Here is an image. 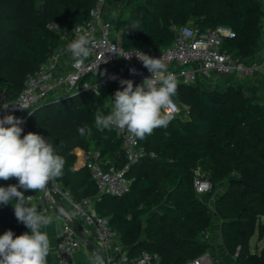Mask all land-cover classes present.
I'll use <instances>...</instances> for the list:
<instances>
[{"label": "trees", "instance_id": "16d2710c", "mask_svg": "<svg viewBox=\"0 0 264 264\" xmlns=\"http://www.w3.org/2000/svg\"><path fill=\"white\" fill-rule=\"evenodd\" d=\"M0 1L24 9L22 13L8 9L0 29V96L15 100L28 76L65 43L49 26L72 28L82 23L95 0H39L35 10L34 0ZM263 14L262 0H153L113 24L121 32L124 48L150 53L172 43L175 25H195L202 32L226 27L235 36L224 40L223 50L252 60L263 37ZM229 82L226 79L212 89L185 86L175 94L188 107L187 118L175 119L138 139L157 157L131 167L127 173L133 182L131 192L120 198L100 194L87 169L75 168L76 149L99 152L102 162L113 161L120 168L126 164L116 130L101 132L94 127L95 113L107 115L112 109L105 97L92 93L56 97L31 115V131L50 137L65 160L63 176L56 181L76 202L91 200L98 215L109 219L128 249L127 264H139L143 253L158 254V264H188L205 253L214 215L209 202L213 199L214 204L217 187L226 185L229 188L217 200L215 211L223 218L225 248L236 256L237 264H264V251H249L257 222L264 216V105ZM44 116L46 122L41 120ZM85 125L92 132L81 136L78 129ZM206 164L213 189L200 198L194 188V171ZM9 184L18 181L0 180V186ZM34 205L39 211L40 206ZM155 207L159 210L149 220L143 239L144 219ZM7 230L16 236L29 231L17 221L11 204L0 205V235ZM48 264H53L51 254Z\"/></svg>", "mask_w": 264, "mask_h": 264}, {"label": "built area", "instance_id": "2783aa9c", "mask_svg": "<svg viewBox=\"0 0 264 264\" xmlns=\"http://www.w3.org/2000/svg\"><path fill=\"white\" fill-rule=\"evenodd\" d=\"M264 5V0H262ZM110 0H95L89 10L88 17L82 23L69 28L52 24L49 28L55 31L64 41L63 47L49 57L46 64L33 75H29L24 89L15 100H6L0 96V117L11 114L22 118L21 125L28 131V123L33 112L48 100L57 97H71L79 93L95 94L91 87L97 84L100 96L106 98L108 92L114 93L123 90L121 80H132L135 85L141 84L151 73L145 68L138 57L144 54L154 58H161L167 66V71L177 79V90L185 86H200L212 89L219 84L218 80L230 77L237 81L264 76V56L245 60L223 50L226 38H233L235 34L226 27L202 32L195 25L173 26L174 39L172 43L157 53H150L138 49H126L121 43V32L114 28L113 20L107 10ZM82 33H87L96 40V47L84 64L79 67L66 63L69 57L67 45ZM262 33L264 34V14L262 16ZM127 58V59H126ZM107 61V62H106ZM98 69H106L100 75ZM135 69V72L131 71ZM112 77H115L113 79ZM229 84H234L229 82ZM87 85L89 88H85ZM175 110L170 113L171 121L186 119L188 107L173 97ZM108 102V101H107ZM10 105L4 111L2 106ZM108 104L113 107L112 101ZM16 105V106H12ZM22 106L25 109H20ZM186 107L187 110L183 108ZM184 111L186 113L184 114ZM122 143V155L125 166L118 167L113 161H101V154L96 151H85L84 167L95 182L100 194H109L123 197L131 192L132 180L127 173L131 167L139 164L146 158L157 157L153 151H148L139 143L138 138L126 130L115 129ZM194 188L198 197L204 198L213 189V184L200 168L194 171ZM53 192L61 204L55 202ZM28 203L40 206L39 211H46L48 207L64 208V214H59L63 226L57 244V264H74L76 254L86 244L76 233L74 223L83 220L94 229L96 246L105 254L100 256L104 264H127L129 261L128 249L120 242L118 233L111 227L108 218L98 215L91 200L76 202L73 195L64 190L57 181H54L47 192H35L29 195ZM213 205V199L209 206ZM210 233L207 232V238ZM158 254L143 253L139 264H158ZM188 264H215L212 256L205 252Z\"/></svg>", "mask_w": 264, "mask_h": 264}, {"label": "clouds", "instance_id": "9594fccd", "mask_svg": "<svg viewBox=\"0 0 264 264\" xmlns=\"http://www.w3.org/2000/svg\"><path fill=\"white\" fill-rule=\"evenodd\" d=\"M95 47L96 40L87 33L78 35L67 45L69 57L66 63H71L74 67L83 65ZM138 58L151 76L135 86L132 80L120 81L123 90L118 89L114 93L111 111L107 115L99 110L95 113L94 127L97 131L126 130L134 137L144 139L155 129L169 125L172 118L170 113L175 110L173 97L178 86L177 79L167 71L161 58L146 54ZM131 71L135 72V69ZM105 72H100V75ZM84 87L89 88L87 85ZM91 88L99 97L97 84ZM9 106L4 104L2 109L6 111ZM28 114L32 115L31 112ZM24 122L22 118L11 114L0 117V180L18 181V184L0 186V205L11 204L17 221L29 229L19 236L12 230L0 235V264H48L51 253L49 235L42 229L53 224L55 215L38 211L34 204L29 205V197L24 192H47L49 185L63 176L65 160L57 154L50 137L45 139L34 132L22 136L21 125ZM78 132L84 136L90 135L92 130L85 125ZM57 212L63 215L64 208L60 207ZM95 264H104L99 255L95 258Z\"/></svg>", "mask_w": 264, "mask_h": 264}, {"label": "rangeland", "instance_id": "374dc122", "mask_svg": "<svg viewBox=\"0 0 264 264\" xmlns=\"http://www.w3.org/2000/svg\"><path fill=\"white\" fill-rule=\"evenodd\" d=\"M153 2V0H110V5L107 10L108 16L113 20L117 21L119 19H127L129 15L136 10L139 6H145L150 5ZM39 3V0H34L32 2V10H35L34 8L37 7ZM12 8L13 11L16 12H24V9L19 4H6L3 1H0V29L4 28L5 26V16L6 11L8 9ZM29 10V9H28ZM106 69L103 68L99 70L100 72L105 71ZM219 84H223V79L218 80ZM253 79H241L238 81V83H234V86L243 94L252 96L255 101L261 103L264 105V89L261 87V85H254ZM58 96V95H57ZM56 96V97H57ZM113 97L112 92H108L106 94V100L108 102H111ZM184 110H187L186 107L183 108ZM186 111H184V114ZM42 121H47L48 117L44 116L41 118ZM28 132H32L30 125L28 124V131H24L22 133L23 135H26ZM197 168H200L201 172L206 174V176L210 177L209 171H208V164L204 166H198ZM237 176V175H236ZM133 183V182H132ZM229 188L228 185L225 187H217L216 193L214 195V204L211 206L212 211L214 213L212 219L209 222V228L212 232V235L209 239V245L207 248V251L213 258L215 264H237V258L235 255H231L225 248L224 239H225V229L223 228V218L221 215H216L215 211H218L217 209V200L221 198L226 192V190ZM159 210L158 207H155V209L151 212L149 217H146L144 219V229L141 234L142 238H146V226L149 222V220L153 217V214ZM258 227L256 228V234L251 238L249 243V251L250 253H260L264 251V216L260 217L258 220Z\"/></svg>", "mask_w": 264, "mask_h": 264}, {"label": "crops", "instance_id": "0c3cea01", "mask_svg": "<svg viewBox=\"0 0 264 264\" xmlns=\"http://www.w3.org/2000/svg\"><path fill=\"white\" fill-rule=\"evenodd\" d=\"M262 56H264V34H263L262 40L259 44V47H258V50H257L255 57L260 58ZM252 79H253V83H255L254 85H257V86L261 85V87L264 89V76H256ZM229 80L233 83H238V81L233 77H230ZM74 153L77 155V161L75 163L76 170H80L81 168H85L84 167V153H85V151L82 149H76V150H74ZM47 213L48 214H54L55 219H54L52 225H50L48 228L42 229V230L46 231L49 235L50 243H51V253L50 254L52 255V258H53V264H57V260H56L57 259V244H58V239H59V236H60V233L62 230L63 223L59 219V213L57 212V209L55 207H48ZM77 224H78L80 230L82 231V233L84 234V236L89 241H91L93 244L96 245L95 233H94L93 227L87 225L85 223V221H83L81 219L78 220ZM100 252L102 253V255L97 254L96 251H94L91 247H89L88 245H85L76 254L74 264H95V258L97 255L105 256V254L101 250H100Z\"/></svg>", "mask_w": 264, "mask_h": 264}, {"label": "water", "instance_id": "95a60500", "mask_svg": "<svg viewBox=\"0 0 264 264\" xmlns=\"http://www.w3.org/2000/svg\"><path fill=\"white\" fill-rule=\"evenodd\" d=\"M36 110H37V108H35V109L33 110L32 114H33ZM49 188H50V185H49ZM51 195L53 196V198H54V200H55L56 203L61 204V200H60V198H59L57 195H55L53 192H51ZM74 229H75L77 235H78V236H79L84 242H86V244H87L89 247H91L94 251H96L97 254L102 255V253L100 252L99 248H98L95 244H93L91 241H89V240L84 236V234H83L82 231L80 230V228H79L77 222L74 223Z\"/></svg>", "mask_w": 264, "mask_h": 264}]
</instances>
